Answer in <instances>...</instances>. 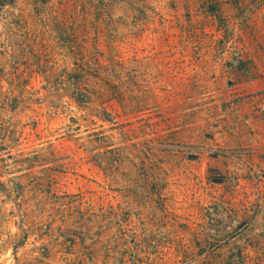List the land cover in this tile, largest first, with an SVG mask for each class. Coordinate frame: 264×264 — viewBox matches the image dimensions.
I'll use <instances>...</instances> for the list:
<instances>
[{"label": "rangeland", "instance_id": "374dc122", "mask_svg": "<svg viewBox=\"0 0 264 264\" xmlns=\"http://www.w3.org/2000/svg\"><path fill=\"white\" fill-rule=\"evenodd\" d=\"M1 1L0 264H264V0Z\"/></svg>", "mask_w": 264, "mask_h": 264}, {"label": "trees", "instance_id": "16d2710c", "mask_svg": "<svg viewBox=\"0 0 264 264\" xmlns=\"http://www.w3.org/2000/svg\"><path fill=\"white\" fill-rule=\"evenodd\" d=\"M237 1H241V0H237ZM242 1H247V0H242ZM2 2V5H6L7 3H9L10 2V0H2L1 1ZM208 12L214 17V18H216V20H219L218 21V26H217V28L219 29V24H220V21H221V15H220V13H219V9H218V7H216V5L215 6H213V7H211L210 9H208ZM221 28V27H220ZM222 45H224V48H226L227 47V42L226 41H222ZM80 67H82V66H80ZM85 69H84V67H82V71H84Z\"/></svg>", "mask_w": 264, "mask_h": 264}]
</instances>
